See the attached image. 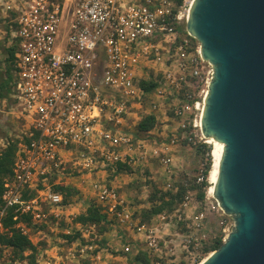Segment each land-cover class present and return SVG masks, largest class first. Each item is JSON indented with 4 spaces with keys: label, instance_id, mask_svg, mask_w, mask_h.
Returning a JSON list of instances; mask_svg holds the SVG:
<instances>
[{
    "label": "built area",
    "instance_id": "built-area-1",
    "mask_svg": "<svg viewBox=\"0 0 264 264\" xmlns=\"http://www.w3.org/2000/svg\"><path fill=\"white\" fill-rule=\"evenodd\" d=\"M191 1L0 0L7 47L14 48L8 104L20 124L16 137L2 142L4 147L17 140V151L12 173L3 183L0 233L6 230L3 218L8 208L15 205L34 223L58 218L64 193L56 186H68V177L77 175L75 187L89 180V199L108 219L145 232L147 248L159 250L152 230L135 221L107 175L119 162L129 165L151 157L158 158L172 177L168 150L175 137L159 143L135 139L139 130L132 132L126 121L130 115L136 120L156 116L165 99L179 127L184 132L189 126L197 128L198 138L208 142L200 131V117L213 67L202 58L200 42L185 29ZM149 79L158 85L147 92L141 82ZM143 100L149 101V111H141ZM204 170L205 162L200 161L195 183L205 179ZM31 192V197H23ZM189 201L185 194L181 205ZM202 204L182 218V246L187 252L196 249L193 261L205 254L202 246L212 233L208 213H219V227L226 215L217 201ZM15 226L27 234L23 221ZM87 248L91 244L80 251Z\"/></svg>",
    "mask_w": 264,
    "mask_h": 264
},
{
    "label": "water",
    "instance_id": "water-1",
    "mask_svg": "<svg viewBox=\"0 0 264 264\" xmlns=\"http://www.w3.org/2000/svg\"><path fill=\"white\" fill-rule=\"evenodd\" d=\"M185 29L213 67L200 131L223 144L213 195L234 221L201 264H264V0H192Z\"/></svg>",
    "mask_w": 264,
    "mask_h": 264
},
{
    "label": "rangeland",
    "instance_id": "rangeland-1",
    "mask_svg": "<svg viewBox=\"0 0 264 264\" xmlns=\"http://www.w3.org/2000/svg\"><path fill=\"white\" fill-rule=\"evenodd\" d=\"M7 27L0 22V66L3 65L6 57V47L8 41L5 39ZM153 69H148V74H152ZM143 109L141 111H149V101H142ZM136 111V110H135ZM138 111V109H137ZM136 111V112H137ZM157 120L154 129L150 132L138 131L133 125L138 121L132 115L127 121V125L134 132L135 139L144 138L147 141L169 142L175 137V143L168 150L171 161L167 167L173 172L171 178L165 172L164 165L157 161L158 158H149L144 162H137L133 172H113L108 171L107 182L115 185L124 204L128 205L133 212V217L138 224H144L146 229H151L159 242V250L151 251L145 244V232L133 229H125L118 225L115 221L108 219L104 230L101 232L96 225L82 226L78 222H74L76 215L85 212L87 206L91 203L89 196V180H86L79 188L75 187L79 184V177H68L71 188L76 193L69 194L65 203H63V213L55 218L48 216L44 221L25 224L27 235L30 240L37 246V264H45L50 261L57 264H144L143 261L137 259L139 252H145L149 264L158 261L159 264H195L200 259L193 261L191 256L196 249L189 248L187 252L182 246V234L186 227L182 218L185 213L193 214L196 209L202 208V202L207 201V205L216 204L215 198L207 193L202 201L194 199V190L189 189L186 194L189 195V203L184 207L181 202L176 205L172 211H163L155 214L147 220H142L143 212L151 208L156 201H149V195L153 188L162 190L171 188L175 183L182 182L186 186H192L194 176L200 161L207 152H202L199 144L204 143L198 138V129L187 127L186 132L179 127L178 119L173 116L171 109L168 107V99L163 101V105L156 113ZM139 122V121H138ZM20 124L10 113L8 100L0 99V151L3 148L2 142L5 138H15L19 132ZM191 136V139L188 137ZM209 144L212 148V144ZM156 159V160H155ZM172 182L171 187H167V183ZM196 208V209H195ZM210 224L207 227L212 228V233L203 246L212 238L216 232L222 233L226 237L228 232L234 225L233 218L226 214L225 221L219 227V213L215 211L213 214L208 213ZM223 216V215H222ZM225 226L227 230L223 232L221 229ZM98 230V231H97ZM83 232L81 236L71 240L65 237V234H74L75 232ZM84 244H91L92 248L85 249L83 252L80 248ZM202 246V249H203ZM209 253V252H208ZM137 256V257H136ZM0 264H26L25 260H14L13 254L9 248H4L0 255Z\"/></svg>",
    "mask_w": 264,
    "mask_h": 264
},
{
    "label": "trees",
    "instance_id": "trees-1",
    "mask_svg": "<svg viewBox=\"0 0 264 264\" xmlns=\"http://www.w3.org/2000/svg\"><path fill=\"white\" fill-rule=\"evenodd\" d=\"M8 31L5 36L7 40ZM6 57L4 58V63L0 66V99L8 100L9 86L12 77L11 73V59L13 58L14 48L13 46H8L5 49ZM158 83L155 80L149 79L147 81L141 82V87L150 92L153 90ZM156 120L153 114H147L139 120L137 123V129L143 132L152 130L156 125ZM202 152H207V155L203 157L205 162L204 176L205 179L200 183H192V186H186L184 183L177 182L169 189H159L153 188L152 192L149 195V201H156V203L149 209H146L143 212L142 220H147L155 214H160L163 211H172L178 203H180L186 194V192L191 189L194 190L195 196L194 199L200 201L203 200L205 196V190L209 186L208 174L211 167V155L210 150L211 146L206 143L199 144ZM17 151V140L10 141L6 146L0 151V205L2 204V193L4 191V179L11 175L12 165L15 159ZM118 172H130L131 168L129 165L119 162L116 165ZM57 188H61L64 193L63 203L66 202L69 194H74L76 191L70 186L59 185ZM34 194L31 192L29 195L27 193L23 194L24 198H29ZM17 205L8 208L5 217L3 218L4 227L6 230L0 233V255L4 248H9L13 254L14 260H25L26 264H37V246L32 243L27 234H24L17 228L15 225L19 221H23L24 224H30L32 222L30 215L28 214H19L15 210ZM18 214V215H17ZM16 216L14 220L13 217ZM74 222L84 225H97L99 231H103L105 224L109 222L105 213L100 210V206L94 203H90L85 212L80 213L75 216ZM33 223V222H32ZM35 226V223H34ZM97 230V231H98ZM83 233V232H82ZM81 232H75L74 234H65V237L70 242L75 240V238L82 235ZM222 233L216 232L212 238L203 246V251L208 254V252L216 249L222 243ZM137 259L143 261L144 264H149L148 257L145 252H139Z\"/></svg>",
    "mask_w": 264,
    "mask_h": 264
},
{
    "label": "bare ground",
    "instance_id": "bare-ground-1",
    "mask_svg": "<svg viewBox=\"0 0 264 264\" xmlns=\"http://www.w3.org/2000/svg\"><path fill=\"white\" fill-rule=\"evenodd\" d=\"M207 141L212 144L211 148V167L208 174V182L209 186L207 187V193L210 194L213 198V191H214V183L216 180L217 172H218V163H219V157L223 148V144L220 142H217L213 137H207ZM211 252V251H210ZM206 254L204 258H202L200 261H198L195 264H201L207 256L210 254Z\"/></svg>",
    "mask_w": 264,
    "mask_h": 264
},
{
    "label": "crops",
    "instance_id": "crops-1",
    "mask_svg": "<svg viewBox=\"0 0 264 264\" xmlns=\"http://www.w3.org/2000/svg\"><path fill=\"white\" fill-rule=\"evenodd\" d=\"M154 117H155V120H157V117L154 115ZM136 128H137V126H136V124H133ZM154 129V128H153ZM140 131V130H139ZM149 131H151V130H149ZM147 160H149V159H145V160H140L139 162L141 163V162H144V161H147ZM156 160V159H155ZM138 162V161H137ZM136 161L135 162H130L129 163V166H130V168H131V171L130 172H133V170H134V167H135V165H136V163H137ZM123 172V171H122ZM125 172V171H124ZM127 172V171H126ZM32 243H34L33 241H32Z\"/></svg>",
    "mask_w": 264,
    "mask_h": 264
}]
</instances>
